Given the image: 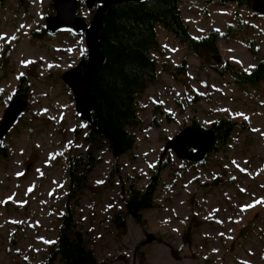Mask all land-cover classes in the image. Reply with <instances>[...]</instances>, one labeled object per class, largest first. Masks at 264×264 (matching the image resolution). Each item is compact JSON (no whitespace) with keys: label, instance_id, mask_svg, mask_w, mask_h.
<instances>
[{"label":"rangeland","instance_id":"1","mask_svg":"<svg viewBox=\"0 0 264 264\" xmlns=\"http://www.w3.org/2000/svg\"><path fill=\"white\" fill-rule=\"evenodd\" d=\"M50 6L52 0H27L23 6L0 0V122L19 77L27 75L30 85L27 109L2 139L10 150L0 156V264H38L48 256L66 211L70 158L89 147L88 126L62 79L87 56L85 38L31 35L45 27L54 13ZM180 6L194 37L230 26L234 34L219 43L218 52L198 57L157 26L158 79L137 98L135 146L115 155L105 144L96 152L99 162L87 175V187L72 200L77 225L97 264H264V203H256L264 199V82L249 86L219 73L226 60L250 72L264 57V18L242 10L245 22L239 23L234 3L214 0H181ZM79 15L92 18L84 2ZM252 41L258 54L247 45ZM183 63L180 72L176 66ZM194 118L205 129L221 118L249 129H237L228 145L194 166L165 151ZM168 153L173 163L157 205L144 213V224L129 216L121 231L113 215L124 213L126 192L132 184H146Z\"/></svg>","mask_w":264,"mask_h":264},{"label":"trees","instance_id":"2","mask_svg":"<svg viewBox=\"0 0 264 264\" xmlns=\"http://www.w3.org/2000/svg\"><path fill=\"white\" fill-rule=\"evenodd\" d=\"M23 6L27 0H16ZM213 0H208L211 2ZM220 5H236L234 21L245 22L241 15L242 10H252L253 0H214ZM181 0H145L126 1L113 4L104 15V30L102 51L106 56L104 66L97 72L93 80V95L99 101V112L94 114L93 123L88 124L85 139L88 148L70 158V184L66 211L62 215V223L58 240L54 243L48 256L38 264H97L98 260L94 251L88 245L85 232L77 225L73 198L78 196L87 187V175L93 169L99 159L96 152L105 144L109 145L105 135H100L96 129L104 126L121 143V154L133 149L136 143V134L133 128L140 124L137 108V98L145 92L148 85L158 79V61L154 52L159 49L158 28L164 25L172 35L183 45H186L190 53L198 56H209L210 53L219 51V43L229 39L233 33L230 26L226 32L212 29L202 37H194L186 22L181 6ZM53 8L50 6V9ZM257 17L264 18L254 12ZM42 30L33 31L32 36H41ZM48 33V32H47ZM234 34V33H233ZM254 54L260 52L259 46L247 44ZM86 59V57H85ZM167 64L163 67L167 69ZM226 68L219 70L221 75H231L239 84L257 86L264 82V57H262L250 72L238 69L228 60ZM178 71L184 72L185 63L177 65ZM175 72V71H174ZM186 72V71H185ZM30 85L28 76L23 74L18 79V85L10 96V100L17 97L29 98ZM21 117V116H20ZM19 117V118H20ZM192 126L199 130L205 128L195 118ZM214 134L209 155L220 147L230 143L233 133L237 129L247 130L248 125L237 121L221 118L212 122L210 127ZM10 147L0 139V156L7 157ZM173 163V158L168 153L162 156L151 169L147 183L141 187L130 186L127 198L124 201L125 211L116 212L113 220L121 230L127 229L128 217L144 224V213L157 205L158 191L164 179L167 169ZM196 166V164H190ZM186 236L188 234L186 233Z\"/></svg>","mask_w":264,"mask_h":264},{"label":"water","instance_id":"3","mask_svg":"<svg viewBox=\"0 0 264 264\" xmlns=\"http://www.w3.org/2000/svg\"><path fill=\"white\" fill-rule=\"evenodd\" d=\"M145 0H85L87 8L92 10L95 6L90 24L79 15L81 0H52L54 14L47 16L45 28L53 35L60 32H69L75 36H84L87 45V61L82 60L76 66L63 74V81L71 88L78 116L92 122L93 115L99 112V101L93 95V80L97 72L104 66L106 56L102 51L101 40L104 30V15L113 4ZM252 9L264 15V0H253ZM218 62L221 58L214 57ZM28 101L25 98L14 99L9 102L0 122V139L4 138L14 126L18 117L27 109ZM100 135H105L115 155L121 153L120 141L104 126L96 129ZM215 134L212 129L199 130L187 126L170 139L165 150L172 149L179 159L191 163L205 161L211 150ZM193 149L190 153L189 150Z\"/></svg>","mask_w":264,"mask_h":264},{"label":"snow or ice","instance_id":"4","mask_svg":"<svg viewBox=\"0 0 264 264\" xmlns=\"http://www.w3.org/2000/svg\"><path fill=\"white\" fill-rule=\"evenodd\" d=\"M241 115H242V114H241ZM256 203H264V199H261V200L257 201ZM250 207H255V204L246 205V206H245V209H246V208H250Z\"/></svg>","mask_w":264,"mask_h":264},{"label":"flooded vegetation","instance_id":"5","mask_svg":"<svg viewBox=\"0 0 264 264\" xmlns=\"http://www.w3.org/2000/svg\"><path fill=\"white\" fill-rule=\"evenodd\" d=\"M85 57H86V56H85ZM85 57L81 58V60H86L87 58L85 59ZM81 60H80V61H81ZM18 98H21V97H17V98H15V99H18ZM23 98H24V97H23ZM27 99H28V98H27ZM91 123H93V119H92V122H91ZM87 131H88V130H87ZM191 152H192V150H191Z\"/></svg>","mask_w":264,"mask_h":264}]
</instances>
